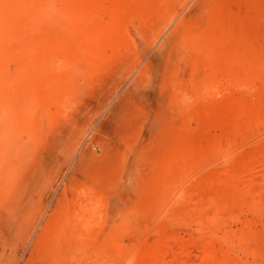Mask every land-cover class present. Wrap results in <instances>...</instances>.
<instances>
[{
	"label": "rangeland",
	"instance_id": "1",
	"mask_svg": "<svg viewBox=\"0 0 264 264\" xmlns=\"http://www.w3.org/2000/svg\"><path fill=\"white\" fill-rule=\"evenodd\" d=\"M205 263L264 264V0H0V264Z\"/></svg>",
	"mask_w": 264,
	"mask_h": 264
},
{
	"label": "bare ground",
	"instance_id": "2",
	"mask_svg": "<svg viewBox=\"0 0 264 264\" xmlns=\"http://www.w3.org/2000/svg\"><path fill=\"white\" fill-rule=\"evenodd\" d=\"M48 4H49V3H48ZM48 6H49V5H48ZM50 7H51V6H50ZM50 7H49V8H50ZM97 14H98V13H97ZM94 15H95V14H94ZM99 16H100V15H99ZM99 16H98V17H99ZM102 17H103V16H102ZM61 18H62V17H61ZM64 18H65V17H64ZM58 19H59V18H58ZM81 20H82V19H81ZM81 20H80V21H81ZM60 21H61V20H60ZM84 21H85V20H84ZM91 21H92V19H91ZM79 23H80V22H79ZM79 23H78V24H79ZM95 23H96V22H95ZM88 24H89V23H88ZM88 24H87V25H88ZM90 24H91V23H90ZM75 25H76V24H75ZM68 26H69V25H68ZM69 27H70V26H69ZM71 27H72V26H71ZM82 27H85V25L82 26ZM88 27H89V26H88ZM95 27H96V26H95ZM95 27L93 26V28H95ZM73 28H74V27H73ZM93 28H92V29H93ZM74 29H75V28H74ZM77 29H78V27H77ZM79 30H81V29H79ZM89 35H90V34H89ZM91 40H92V39H91ZM93 41H94V40H93ZM32 106H33V105H32ZM31 108H33V107H31ZM54 149H55V148H54ZM51 151H52V150H51ZM42 168H44V167H42ZM39 172H40V171H39ZM44 173H45V172H44ZM41 174H42V172H41ZM55 174H56V173H55ZM38 175H39V174H38ZM224 175H225V174H224ZM46 177H47V176H46ZM69 179H70V178H69ZM67 180H68V179H67ZM70 180H71V179H70ZM42 181H43V180H42ZM69 182H70V181H69ZM242 190H243V189H242ZM73 191H74V190H73ZM85 198H86V197H85ZM63 200H64V199H63ZM89 200H90V199H89ZM73 202H74V201H73ZM79 202H80V201H79ZM262 202H263V201H262ZM74 203H75V202H74ZM91 203H92V202H91ZM68 204H69V203H68ZM92 204H93V203H92ZM79 205H80V204H79ZM90 205H91V204H90ZM60 206H61V205H60ZM80 206H81V205H80ZM83 206H84V205H83ZM86 206L89 207L88 204H87V205L85 204V207H83V208H84V209H85V208L87 209ZM71 207H72V206H71ZM90 207H91V206H90ZM257 207H258V206H257ZM19 208H20V207H19ZM61 208H62V207H61ZM64 208H65V207H64ZM64 208H62V209H64ZM65 209H66V208H65ZM67 209H68V208H67ZM73 209H74V206L71 208V213L68 211V210H70V209H68V210H63L62 212H64V213H63L64 217L67 218V217H69V216H71V215L74 217L76 213H78V212L80 213V211H79L80 207H79V209L77 208L78 210L76 209L77 212H74ZM81 210H82V209H81ZM17 211H18V210L15 211V212H16V213H15V214H16L15 219L13 220V218H12L13 216H12V217H11V220H10V218L8 219L9 222H12V223H13L15 220H17V213H18V212L20 213V211H18V212H17ZM84 211L86 212V210H83V212H84ZM93 211H94V210H93ZM91 212H92V211H91ZM19 213H18V214H19ZM81 213H82V211H81ZM81 213H80V214H81ZM87 213H88V212H87ZM87 213H86V214L83 213V214L87 215L86 217L88 218V214H87ZM92 214H93V213H92ZM94 214H95V213H94ZM94 214H93V215H94ZM218 214H219V213H216L215 216H218ZM60 215H61V214H60ZM76 215H77V214H76ZM85 215H83V216L85 217ZM20 216H21V215H20ZM72 216H71V217H72ZM77 216H78V218H76V219H81V217H82V219H84L83 216H80V217H79V214H78ZM89 216H90V215H89ZM18 217H19V216H18ZM86 217H85V218H86ZM57 218H58V216H57L56 219H55V223L58 221ZM89 218H90V217H89ZM61 219H62V220H61ZM93 219H94V218H93ZM12 220H13V221H12ZM49 220H51V219H49ZM65 220H66V219H65ZM84 220H87V219H84ZM62 221H63V218H60V217H59L58 224H61ZM74 221H75V219H73V218H71V219L67 218L66 222H67V226H68V228L72 229V227H73V222H74ZM15 222H16V221H15ZM66 222H65V225H66ZM78 222H79V221H78ZM90 222H91V221H90ZM30 223H31V222H30ZM87 223H88V222H87ZM9 224H10V223H9ZM82 224H83V222H82ZM91 224H92V223H91ZM54 225H55V224H54ZM65 225H64V227H65ZM87 225H88V224H87ZM87 225H84V226H87ZM48 226H49V223H48V220H47V221L45 222V226H44V227H45V231H47L46 229H48V228H47ZM56 226H57V225H56ZM78 226H79V223H78ZM88 226H89V225H88ZM54 227H55V226H54ZM60 228H62V226H61ZM68 228H67V229H68ZM76 228H78V227H76ZM83 228H84V227H83ZM43 229H44V228H43ZM62 229H63V228H62ZM85 229H87V228H85ZM59 230H61V229H59ZM65 231H66V230L63 229V232H65ZM69 231H70V230H69ZM72 231H74V230H72ZM42 232H44V231H42ZM58 232H59V231H58ZM51 233H52V232H51ZM69 233H70V232H69ZM76 233H77V235H79L81 232H80L79 234H78V232H76ZM63 234H65V233H63ZM74 234H75V233L72 232L71 236H76V235H74ZM55 237H56V236H55ZM67 237H68V236H67ZM69 237H70V236H69ZM49 238H50V237H49ZM74 238H75V237H74ZM78 238H79V237H78ZM52 245H54V244H52ZM68 245H69V244H68ZM64 246H65V245H64ZM61 247H62V246H61ZM75 247H76V246H75ZM78 247H79V246H78ZM52 248H53V246H52ZM54 248H56V247L54 246ZM54 248H53V249H54ZM65 248H66V247H65ZM67 248H68V246H67ZM69 248H70V246H69ZM45 249H46V248H45ZM61 249H63V248H61ZM50 250H51V249H50ZM75 250H77V248H76ZM47 251H48V250H47ZM51 251H52V250H51ZM58 251H61V250H58ZM58 251H57V252H58ZM64 251H65V250H64ZM68 251H69V249H68ZM68 251H66L65 253H67ZM40 256H41V255H40ZM58 258H60V257H58ZM60 259H61V258H60ZM60 259H58V260H60ZM202 261H203V260H202ZM60 262H62V259H61ZM202 263H203V262H202ZM205 264H206V263H205Z\"/></svg>",
	"mask_w": 264,
	"mask_h": 264
}]
</instances>
